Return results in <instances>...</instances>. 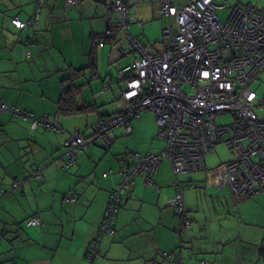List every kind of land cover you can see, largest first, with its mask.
I'll return each instance as SVG.
<instances>
[{
  "label": "crops",
  "instance_id": "1",
  "mask_svg": "<svg viewBox=\"0 0 264 264\" xmlns=\"http://www.w3.org/2000/svg\"><path fill=\"white\" fill-rule=\"evenodd\" d=\"M113 2L0 0V105L58 116L61 123L60 131L34 130L31 120L0 108V264H89L87 249L135 161L133 153L161 151L155 121L147 129L135 118L129 121L131 134L120 126L109 134L110 144H89L75 165L64 166L68 139L89 138L112 115L116 100L128 106L120 71L134 55H120L103 37L116 27ZM237 4L264 9V0ZM134 7L125 38L148 45L150 38L142 40L130 27L141 20ZM16 19L28 25L18 28ZM148 46L156 52L164 47ZM65 95L71 111L60 109ZM115 142L122 147L113 148ZM214 155H206V169L181 180L189 224L176 217L171 204L176 176L168 160L154 172L153 185L144 174L134 176L114 214L115 233L103 240L96 264H264V190L236 196L222 185L225 162L221 158L216 165ZM38 169L41 177L34 175ZM17 180L24 184L12 188ZM35 216L40 226L25 224Z\"/></svg>",
  "mask_w": 264,
  "mask_h": 264
},
{
  "label": "built area",
  "instance_id": "2",
  "mask_svg": "<svg viewBox=\"0 0 264 264\" xmlns=\"http://www.w3.org/2000/svg\"><path fill=\"white\" fill-rule=\"evenodd\" d=\"M78 1L67 0V3ZM154 1L114 0L113 14L117 15L116 27H119L116 51L120 55H134L133 62L120 73L125 83L123 98L128 107L119 113L120 118L102 119V128L97 130L96 126L89 138L74 135L66 142L64 166L70 167L87 145L100 142V137L123 121L129 122L142 110L156 114L158 137L166 141V147L156 154H133L134 164L123 173L119 187L111 195L109 214L107 212L100 224L99 238L111 233L117 206L135 174H144L152 181L163 159L171 162L175 174L204 170L206 154L223 143L234 154L224 174L232 183L233 193L243 197L264 190V124L257 120L252 107L255 99H260L256 106L264 105V97L259 98L252 88L255 79L264 72V11L250 4L236 5L223 22L217 11L227 5L218 4V0H161L162 13L173 17L175 25L164 28L168 44L165 50L156 52L138 38H125L129 10L138 3ZM37 12L33 21L37 20ZM13 22L18 28L28 25L19 19ZM111 35L112 29H107L103 36L108 39ZM122 38L124 40L120 41ZM136 96L143 98L141 104L134 100ZM1 107L11 108L6 104ZM14 112L31 119L34 130L40 126L61 129L58 116L50 119L19 109ZM227 114H231L233 120L219 123V117ZM15 182V187L17 182L19 187L23 185L22 180ZM171 204L176 217L184 219V192L179 190ZM40 223L37 217L27 221L28 225ZM95 254L96 251L91 258Z\"/></svg>",
  "mask_w": 264,
  "mask_h": 264
},
{
  "label": "rangeland",
  "instance_id": "3",
  "mask_svg": "<svg viewBox=\"0 0 264 264\" xmlns=\"http://www.w3.org/2000/svg\"><path fill=\"white\" fill-rule=\"evenodd\" d=\"M249 2L256 3V0H218V2H217L218 4L226 3L228 6L225 8H222V9H218L217 14L219 15V18L221 21L226 22L228 20L229 15H230L232 6L233 7L236 6L237 3L247 4ZM155 4H158V6H159V13L160 14H158V11L156 10L157 16H154L153 11H152V7ZM133 9L135 10V13H134L135 16L138 14L136 12H139L138 15H140L141 20H140V23L133 22L130 25V27L132 28V31L135 34H140L142 40H146V39L150 38L149 41H145L146 44L161 47V48L164 46L163 47V49H164L165 46L168 44V40L164 38L163 28L170 26V25H175V19L173 17L167 16V15L162 13L161 0H156L154 2H141V3H138ZM262 10L264 11V9H262ZM130 15H131V9L129 10L127 17L130 18ZM144 18H149V19L144 21ZM116 22L118 23L117 20H116ZM129 22H130V20H129ZM128 63H129V61L124 62V65H126V64L128 65ZM115 75L117 76V73H115ZM260 77H261L262 81H259L260 80V78H259V80L253 84V88L257 91L259 98L264 96V73ZM120 102H123V100H116L113 103L114 109H112V111H110L109 114L113 115L118 110H125L126 109V107L119 106ZM126 106H127V104H126ZM253 109H254L255 113L260 118H264V109H262L261 107L256 106V105H254ZM137 118H140L144 121V127H146L147 129H149L152 126L153 122L155 121V123L157 125V131H156V137L155 138H156V141L158 143H160V145H161L160 149L161 150L164 149L166 147V141L162 140L158 137L159 127H158V123H157L156 114L154 112H151L150 110H142V111H140L139 116H137ZM232 120H233L232 115L227 114V115L219 117L218 122L219 123H230ZM119 127H117V128H119ZM117 141H118V139L116 140V142ZM116 142L114 144L115 147H113V148L122 147V145L116 144ZM103 147H106V146H103ZM213 153L216 154V156L214 155V160H213V163H216V165L221 163L222 159H224V162L226 165L228 161H230L234 158V154H232V152L229 150V148L223 143L215 146L212 150V154ZM165 160H167V159H165ZM132 164H134V161ZM171 168L173 171L172 165H171ZM131 171H133L132 168H131ZM188 174L189 173L182 174V175H179V177L181 180H183L185 175H188ZM15 185H16V182H14L11 185V187L12 188H18L19 187L18 182H17V187H15ZM243 197H246V196H243ZM122 200H123V197H122ZM26 221H25V224H26ZM97 235H98V233H97Z\"/></svg>",
  "mask_w": 264,
  "mask_h": 264
},
{
  "label": "bare ground",
  "instance_id": "4",
  "mask_svg": "<svg viewBox=\"0 0 264 264\" xmlns=\"http://www.w3.org/2000/svg\"><path fill=\"white\" fill-rule=\"evenodd\" d=\"M114 3V2H113ZM112 6L110 7V9H111V12L113 13V4H111ZM37 19H38V17H37ZM32 23H34V22H32ZM109 29H111L110 27H109ZM124 40V38H122L120 41H123ZM116 45H117V43L116 44H112V47H116ZM165 50V49H164ZM262 75V73L261 74H259V76L255 79V81H254V83L256 82V81H258L259 80V78H260V76ZM253 83V84H254ZM148 86L149 87H153V85H151V84H148ZM252 88H253V85H252ZM124 90H125V88H124ZM262 99V98H261ZM134 100L138 103V104H141L142 103V101H143V98H141V97H139V96H136L135 98H134ZM258 100H260V99H255L253 102H252V107H254V105H256L257 104V101ZM11 108H10V110H9V112H11V111H14V109H19V111L20 112H27V111H25V110H21L20 108H18L17 106H15V105H13V106H10ZM1 109H2V107H0ZM127 108V107H126ZM262 109H264V105H262V107H261ZM15 115L18 117L19 116V114H17V113H15ZM113 116H116L117 118H120L121 117V115H119L118 113H115L114 115H110V116H107L106 118H108V117H113ZM132 118L133 119H135V118H137V115H133L132 116ZM256 118H257V120L260 122V123H263L264 124V118H260L257 114H256ZM132 120V119H131ZM99 124H100V127H99ZM119 126H123V127H125L126 128V133L127 134H131L132 133V127H131V124H130V122H127V121H123V124L122 125H119ZM119 126H117V127H119ZM116 127V128H117ZM98 128H102V125H101V123L99 122L98 123V125H97V130H98ZM115 128V129H116ZM109 134H110V132L107 134V135H105V136H103V137H100V139H99V141H106L108 144H110L111 143V141H110V139H109ZM151 154H156V153H151ZM79 155V154H78ZM143 155H147V153L146 154H143ZM78 157V156H77ZM205 158H206V156H205ZM76 160H77V158H76ZM169 161V160H168ZM229 162V161H228ZM227 162V163H228ZM169 163H170V165H171V162L169 161ZM76 164V163H75ZM74 164V165H75ZM226 166V165H225ZM40 169H38V171H35L36 172V174H35V172H34V175L36 176V177H41L42 176V172H41V170L39 171ZM201 171H203V169H199V170H196V171H191V172H189V173H195V172H201ZM173 173L175 174V171L173 170ZM137 174H140V173H137ZM137 174H135V175H137ZM182 174H186V173H184V172H178L177 174H175V176H176V180L174 181L175 182V188H176V194H178L179 193V190L180 191H182V192H184V190H185V188H186V186L183 184V182L181 181V179L179 178V175H182ZM224 174H225V172H224ZM260 179H261V177H260ZM147 181V183L149 184V185H153V181H151V180H146ZM24 182V181H23ZM221 182H222V185H227L231 190H232V183L231 182H229V180L226 178V175H223L222 176V178H221ZM185 205V204H184ZM186 206V205H185ZM35 217H37V216H35ZM37 218H39V217H37ZM40 219V218H39ZM40 222H41V220H40ZM40 225H41V223H40ZM40 225H38V226H40ZM109 235V234H108ZM94 249H95V251H96V253H99L100 252V250H101V247L99 246V245H94ZM88 262L90 263V264H96V260L95 259H93V258H91V259H89L88 260Z\"/></svg>",
  "mask_w": 264,
  "mask_h": 264
},
{
  "label": "trees",
  "instance_id": "5",
  "mask_svg": "<svg viewBox=\"0 0 264 264\" xmlns=\"http://www.w3.org/2000/svg\"><path fill=\"white\" fill-rule=\"evenodd\" d=\"M227 5V4H226ZM228 6V5H227ZM232 8H233V6H232ZM38 16H39V14H38ZM37 16V17H38ZM38 21V19L36 20V21H32V22H34V23H32V24H35V22H37ZM112 29V33H113V35H111L108 39H109V41H110V43H112V44H116L117 43V32L119 31V27H115V28H111ZM106 32V31H105ZM104 35V34H103ZM115 38V39H114ZM92 64H93V66L94 65H96L95 64V58H93V60H92V62H91ZM70 101H71V97H67V95H65V96H63L62 98H61V100H60V109L61 110H64V111H66V110H70ZM4 104V103H3ZM7 105V104H6ZM2 106V104L0 105V107ZM8 106V105H7ZM1 111H3V112H9V109H1ZM26 111V110H25ZM71 111V110H70ZM14 115H15V112L14 111H11ZM122 113L124 112V110L123 111H121ZM25 113H30V111H27V112H25ZM32 113V112H31ZM16 116V115H15ZM17 117V116H16ZM35 117H37V116H35ZM43 117H48V116H46V115H43V116H40L39 118H43ZM18 118H20V119H23V120H31V119H29V118H27V117H22L20 114H19V116H18ZM31 123H32V120H31ZM39 128H43V127H39ZM44 129V128H43ZM46 130H53V129H46ZM58 131V130H57ZM96 144V143H95ZM71 167V166H70ZM0 193H2V192H0ZM1 195V194H0ZM247 196H249V195H247ZM26 224H27V222H26ZM115 233V223H114V225H113V227H112V231H111V233H109V235H107V236H105V237H103V238H99L97 235L92 239V241L90 242V244H89V247H88V249H87V252H86V259L87 260H89L90 258H91V255L92 254H94V252H95V249H94V245H99L100 247H101V244H102V242H103V240L106 238V237H108V236H110V235H112V234H114ZM262 251L264 252V245L262 246ZM100 256H101V250H100V252L99 253H96L95 254V257L93 258V259H95V260H98L99 258H100Z\"/></svg>",
  "mask_w": 264,
  "mask_h": 264
},
{
  "label": "clouds",
  "instance_id": "6",
  "mask_svg": "<svg viewBox=\"0 0 264 264\" xmlns=\"http://www.w3.org/2000/svg\"><path fill=\"white\" fill-rule=\"evenodd\" d=\"M41 4H42V3H41ZM13 23H14V22H13ZM106 31H107V29H106ZM103 37H104V36H103ZM105 39H106V38H105ZM133 60H134V59H133ZM132 62H133V61H132ZM132 62H131V63H132ZM131 63H130V64H131ZM130 64H129V65H130ZM129 65H127L126 67H128ZM126 67H125V68H126ZM125 68H124V69H125ZM122 70H123V69H121V71H122ZM121 71H120V73H121ZM120 77H121V76H120ZM121 79H122V78H121ZM122 81H123V83H124V80H123V79H122ZM124 85H125V83H124ZM122 95H123V94H122ZM123 99H124V98H123ZM124 100H125V99H124ZM127 103H128V102H127ZM127 107H128V106H127ZM124 111H125V110H124ZM120 113H121V112H120ZM118 114H119V113H118ZM138 116H139V115H138ZM113 131H114V130H113ZM113 131H112V132H113ZM110 133H111V132H110ZM212 150H213V149H212ZM210 152H211V151H210ZM206 155H207V154H206ZM205 169H206V168H205ZM23 183H24V182H23ZM251 195H252V194H251ZM184 203H185V202H184ZM185 207H186V206H185ZM186 211H187V210L185 209V215H186ZM175 215H176V212H175ZM185 215H184V219H182V218H178V219H180V220H184V223H185V222H186ZM29 219H30V218H29ZM27 221H28V219H27ZM187 222H188V221H187ZM188 223H189V222H188ZM37 226H38V225H37Z\"/></svg>",
  "mask_w": 264,
  "mask_h": 264
}]
</instances>
